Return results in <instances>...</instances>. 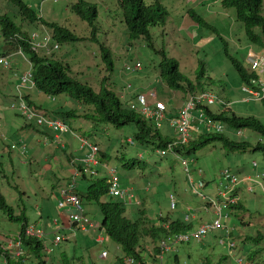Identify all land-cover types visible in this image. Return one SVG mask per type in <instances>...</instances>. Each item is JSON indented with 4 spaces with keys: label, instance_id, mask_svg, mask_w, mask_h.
Returning a JSON list of instances; mask_svg holds the SVG:
<instances>
[{
    "label": "rangeland",
    "instance_id": "1",
    "mask_svg": "<svg viewBox=\"0 0 264 264\" xmlns=\"http://www.w3.org/2000/svg\"><path fill=\"white\" fill-rule=\"evenodd\" d=\"M24 1L45 20L66 26L81 37L77 41L60 44L55 57L61 58L63 63L69 66V74L92 87L95 92H98L102 79L109 77L107 84L126 104L130 101L126 96L123 97L124 93H136L138 102V98L154 100V104L158 100L166 109L169 107L174 111L180 110L192 94L171 89L158 77V63L161 58L159 54L154 53V49L163 48L167 56L178 61L180 72L196 85L194 94L209 90L208 92L229 104L227 108L230 112L242 116H254L264 124V103H262L264 77L261 80L257 78L251 81L252 85L249 86L260 92L259 97L251 98L242 90L237 71L228 58L230 55L240 60L246 67L250 64L251 68H257L254 56L251 54L248 56L249 49L262 51L260 54H264V48L248 43L241 22L234 17V9L225 8V10L221 7L220 0H160L167 11L166 23L162 26L150 27L152 48H148L147 41L143 37L129 39L117 0H88L95 3L98 10L95 40L89 39L91 26L75 15L69 7L76 0ZM145 2L150 1L145 0ZM189 9L199 14L211 27H198L189 18L187 13ZM0 12H8L18 23L15 7L8 2L0 0ZM262 14L264 15V0ZM37 26L31 25L30 30L38 28ZM23 29L27 30L25 25ZM100 44L111 51L114 60V68L111 72L105 68ZM5 46L10 47L0 37V55ZM7 54L5 53V57ZM16 59L19 61L20 58L16 57ZM199 60L204 63L201 82L203 80L208 85L210 83L209 88L203 91L195 81ZM131 62H139L141 69L133 73L127 66ZM14 73H19L14 68V61L11 68L0 66V192L13 210V214L18 215L24 211L28 221L24 235L43 241L41 255L45 264H65V262L110 264L121 254L118 247L109 241L103 232L97 238L99 243L90 239H94L92 235L99 232L97 228L90 230L89 225H84L88 232L71 228L69 232H64L62 229L60 216L65 212L57 207L59 201L57 196L59 197V190L68 181L71 182L70 170L76 167L73 164H76V161L82 162L81 155L85 156L88 152L87 146L82 142L83 138L96 143L102 153L108 154L107 157L101 156L99 152L95 154L98 162L96 167L98 177H108L109 171L115 170L120 183L133 191L135 196L129 204L127 203V210L132 219L139 216L136 205L141 202L145 216L150 221L149 224L154 223V216L160 213L182 215L185 211L188 212V220L194 219L200 224L204 219L211 223L217 217V210L220 209L221 222L222 224L224 222V226L218 228L219 230H211L199 242L190 240L167 245L171 250L164 253L161 264H174L175 254L178 255L179 264H234L235 250L233 255H229L226 248L218 243L219 239L226 235L223 229L229 227L234 235L233 241L235 240L240 246L247 236H255L259 232L264 234V154L262 152L253 151L251 148L229 149L219 141H211L184 158H177L171 151L161 156L154 144L146 146L135 141L133 138L135 127L132 123L114 127L110 124H94L91 120L82 117L67 120L70 129L56 136L51 132L56 140L46 142V138L35 130L24 128L23 118L10 108L15 100ZM156 82L158 84H155ZM126 83L131 84V89L127 90ZM29 91L30 95L31 92L36 93L34 90ZM37 95L40 98L37 103L48 111L57 110L58 107L62 109L71 107L59 103L58 97L54 96L52 97L54 100H50L51 98L45 95ZM211 106L215 108L216 104ZM75 108L78 114L92 112V107L88 105L76 104ZM138 108H142V105H138ZM205 117L203 115L206 121ZM171 122L173 123V120ZM215 123L219 125L221 122ZM221 124L224 126L223 123ZM199 125L204 127L203 124ZM160 127L164 135L167 134L170 138L178 136L169 120L165 119ZM195 130L201 131L196 128ZM202 130L206 131L204 128ZM225 131L230 137L246 139L252 145L261 138L256 132L246 129L239 137L229 128ZM189 135L190 139H193L190 130ZM17 141L26 144L25 154L8 149L9 144ZM44 142L47 144H43ZM73 157L76 161L72 160ZM131 158L134 162L132 168L124 166L123 164ZM185 167L188 168L194 181L201 179L206 182L203 189L193 190L194 186L190 183ZM224 169L228 173L226 177L222 173ZM228 177L230 181L236 183L234 187L237 191L236 200L240 201L242 210L235 212L226 210L225 199L230 194L225 187L232 185ZM88 183L89 180L76 178V189L82 192ZM223 193L225 196L221 195ZM170 195L176 202L174 209L170 207ZM136 196L139 197L137 201L142 200L140 203L136 201ZM83 208L87 217L84 214L83 216L89 223L91 220L96 227L101 219L97 204L89 202ZM190 208L191 215L187 210ZM54 219L57 223H53ZM68 224L73 227L77 223H70L68 220L66 225ZM29 226L34 228L28 230L32 235L25 232ZM19 228L20 223L8 219L6 213L0 209V240L4 241L10 259L23 258L24 262L35 264V259H32L29 251L22 247ZM41 231L42 235L39 236ZM84 234L88 239L86 243H84ZM57 235L61 238L57 243H53L52 240ZM147 240L148 237H145V241ZM165 242L169 244V240ZM146 245V248L154 247V243L150 240ZM203 245L205 246L202 247ZM243 248L245 252L242 254L261 248L256 259L264 261V240L257 245L245 241ZM19 251L22 253L16 256L15 253ZM106 255L107 259H104ZM146 257L150 259L149 255Z\"/></svg>",
    "mask_w": 264,
    "mask_h": 264
},
{
    "label": "trees",
    "instance_id": "2",
    "mask_svg": "<svg viewBox=\"0 0 264 264\" xmlns=\"http://www.w3.org/2000/svg\"><path fill=\"white\" fill-rule=\"evenodd\" d=\"M4 1L15 7V16L19 21L16 23L8 12H0V37L3 42L10 46L3 47L2 54L10 53L11 51H19L21 54L25 55L27 61L31 65V77L35 88H33V90H35L34 92L42 96L45 95L47 98L52 96L58 97L59 103H62L63 106L71 105V107L66 109L58 107L57 110L51 112L43 109L41 104L37 103V100H40V98L33 100L30 94L27 93L23 97H17L16 95L17 100L20 97L22 99L25 98L28 105L40 110L44 116L48 118L53 116L58 117L68 126L69 124L67 120L78 117L91 120L94 124H110L114 127H120L132 123L135 127L133 138L136 142L146 146L154 144L155 148L159 149V151L166 150L168 145L171 144L173 145L172 151L179 155L180 158L195 153L200 147L205 146L211 141H219L229 149L238 148L245 150L251 148L253 151H260L264 154V124L254 116H242L235 112H230L227 108L229 104L218 97L213 104H209L207 100L198 101L193 111L195 112V116H197V113L199 112L205 115L206 122L212 121L215 123L216 121H219L223 123L225 128L219 123L222 125L221 131H214L210 127H203L206 131L202 130V132H197L195 130L197 120L195 119L189 125L193 139H189L187 142L182 143L177 141L175 137L170 138L167 134L164 135L161 131L160 125L165 119L170 120L174 118L176 111L171 108L169 109L168 107L165 111L166 118L161 119L160 121H157L154 116L141 113L136 108L138 106V101L136 99L137 94L125 93L126 98H128L130 102H127V104L124 103L114 89L110 88L107 84L106 81L109 77L102 79L98 92H95L92 87L81 83L74 76L69 74V66L64 64L61 58L55 57V53H57L56 49H53L54 52L52 53H46L43 50H36V47H34L32 43L31 34L38 31L39 35L36 40H40L44 34L47 33L50 35V39L55 41L58 45L77 41L81 39V37L77 36L66 26L60 25L57 22L45 20L24 0ZM148 1L150 2L146 3L145 0H117V3L129 39L143 37L147 41L148 48H152L150 27L162 26L165 24L167 11L160 0ZM262 3L263 0H220V5L224 9H234V17L241 22L248 43L264 48V15L262 14ZM69 7L75 15H77L82 21H85L88 26H91V37L89 39L95 40L96 20L98 17L96 4L91 3L88 0H76L74 3H71ZM187 13L189 18L196 23L198 27H211L192 9H189ZM23 25H25L27 30L23 29ZM31 25H38V28L30 30ZM100 49L105 68L111 72L114 68V60L111 57V51L108 47H105L102 44H100ZM261 52L262 51H260V53ZM154 53L159 54L161 58L158 63V77H160L169 88L180 90L184 93H195L196 85L189 79V77L180 72L178 68L179 63L175 58L167 56L163 48L159 50L154 49ZM228 56L229 61L237 71L238 77L243 85H252V80L264 77L262 73L259 72V69L251 68L249 63H247L249 64V67H246L245 65H242L241 61L237 58L230 55ZM128 66L132 69L133 73L138 72L141 69V64L139 62H131ZM203 74L204 63L199 60L195 81L202 91L208 89L210 86V83L208 85L203 80L201 82ZM155 84H158V82ZM128 85L131 89V84ZM126 98L125 101H127ZM262 103H264V99L262 100ZM76 104L80 106H91L92 112L78 114V110L75 108ZM214 104H216L215 108L211 106ZM14 112L21 116L20 111L17 109H14ZM21 117L24 120V128L35 130L40 136L46 138V142L54 140L53 134L51 133L53 130L49 131L46 127L38 126L32 123L30 119L23 116ZM227 128L234 133L240 131L241 135L236 134L238 137L242 136L243 130L246 129L256 132L261 138L252 145L246 139L239 140L230 137L225 131ZM46 142L43 144H47ZM8 149L11 151L10 145H8ZM99 153L103 157L108 156L107 153H102L100 149ZM74 160L76 161L75 158ZM75 163L76 164L73 165L76 166V168L82 166L80 162L76 161ZM123 165L132 168L134 165L133 158ZM80 178L89 180L84 191L79 192L76 189V193L80 197L81 203L84 206L86 203L95 202L101 213V219L97 224V230L100 233L103 232V234L106 235L112 243L119 247L123 253L130 255L137 260H146V256H148L149 253H147L145 244L148 240L154 243V247L152 248V252H154L152 255H156L160 252L159 247L156 246V243H159L160 239L167 240V238L172 237V235L176 233L188 232L194 228L193 221L183 220L181 216L172 215V213L170 215L161 214L157 217V222L149 224L150 221L145 216V209L142 207V202L140 203L142 200L140 199L139 203L141 205H136L139 216L132 219V217H130V212L127 210L126 203L120 199H113L108 196L106 176H82ZM236 192L237 191L234 188L231 196L236 197ZM0 209L6 213L8 219L20 223L18 234L22 240V247L29 251L32 259H35V264H45V260L41 255L44 246L43 241L24 235L25 226L28 224L24 211H21L18 215L15 213L13 214V210L6 202V199L1 192ZM242 209L239 200L234 201V203H226L227 212H235L236 210ZM165 222H168L167 228L162 225V223ZM145 237H148L147 241H145ZM262 240H264V234L259 232L255 236H247L243 242L250 241L257 245ZM2 251L12 264H32L31 262H24L23 258L14 257L13 259H10V255L7 250L4 249L3 244L0 241V253ZM260 251L261 248L249 252L247 251L244 256H246V260H252L258 258L257 255ZM118 260L120 263V259ZM173 261L174 264H179L178 255L175 254L173 256ZM65 264H68V262H65ZM234 264L236 263L234 262Z\"/></svg>",
    "mask_w": 264,
    "mask_h": 264
},
{
    "label": "built area",
    "instance_id": "3",
    "mask_svg": "<svg viewBox=\"0 0 264 264\" xmlns=\"http://www.w3.org/2000/svg\"><path fill=\"white\" fill-rule=\"evenodd\" d=\"M38 33L37 32H33L31 34V38H32V43L34 45V47L36 48H40V47H44L45 44L48 42L50 35H48L47 33L44 34V36L42 37V39H38ZM56 46V45H55ZM263 64L262 58H260L256 65L258 66L257 68H259V72L263 73L264 72V68L263 67H259L260 65ZM262 78V77H261ZM261 78H259V80H261ZM21 81L22 82H26V81H30V74L29 72H26L25 75H23L21 77ZM253 82V80H252ZM242 90L246 93H248L251 98H256L260 96V92L256 89H254L252 86L249 85H244L242 86ZM262 91L264 93V88H262ZM200 93V94H199ZM197 93L198 95H194L191 96L185 103L184 105L181 107L180 110H178V117H176L173 120V127L175 128L177 134H178V138L181 142H185L188 137H189V125L193 120H197V122L199 124H203L206 128L210 127L212 130L214 131H221L222 130V125L221 124H216V123H210V122H206L203 119V114L201 112H199L197 114V116L192 114V111L195 109L196 107V103L198 101L201 100H207V102L209 104H213L214 102H216L217 97L208 91H204V92H199ZM139 103L138 105H142V108H138V106L136 107L141 113L149 115V116H154V118L157 121H160L163 117V108L164 105L161 102H157L156 104L153 101H150V99H146L144 98H138ZM134 106V105H132ZM16 109L18 111H20V114L25 116L26 118L32 120H35V123L37 125H44L47 129L49 130H53V132L56 135H59V133L62 132H66L68 131V127L65 123H63L61 120L59 119H47L45 117H43L41 114L36 113L35 111H33L31 108H29L27 106V104L24 102V100L20 97L18 99V103L16 104ZM197 124L196 129H200L202 127H200V125ZM238 135H241L240 131H237ZM54 140H56V138L54 137ZM83 143L85 145H87V151L85 153V156L82 158V167L80 170H78L77 168L73 169L72 175H71V182H68L63 188L60 189L59 191V197L57 196V207L59 209H61L62 211H64L68 217V220L70 223H77L82 229H85L83 226L84 225H89L88 227L92 226V222L90 220H87V218H85L83 216L84 213V208L80 202V198L78 196V194L74 191L75 189V182H76V178L78 177H95L98 175L97 172V165L98 162L95 159V154L98 151V147L95 144L92 143H87L86 141H83ZM13 147V146H12ZM14 148H16L20 154H25V150L26 147L24 144L20 143V144H14ZM173 149V145H168V148L166 150H160L159 153L160 155H164L167 151H172ZM174 155L177 157V154L174 153ZM184 164L186 165V161L184 160ZM186 169V173L189 175L190 177V183L193 187V190L195 191H199V188H203L204 182L200 179H197L196 181H194L192 179V176L189 174V170L187 167H185ZM200 171V170H198ZM223 174H225V177L228 176L227 170L224 169L222 171ZM233 177V176H231ZM229 179V177L227 178ZM230 181V179H229ZM107 185H108V196H110L113 199H120L123 202H129L131 199L134 198V193L133 191L128 188L123 186L120 183L119 178L117 177V175L115 174V170H110L109 171V175L107 177ZM232 182V185H226L225 189H228L227 191L230 193H232V190L235 187L236 183H233L234 181H230ZM222 196H225V193L221 194ZM232 198L236 199L234 196L229 195L225 200L233 203L235 200H233ZM137 201V200H136ZM139 203V201H137ZM175 203L173 198H171V207L174 208ZM86 216V215H85ZM87 217V216H86ZM221 217L222 214L220 213V209L217 210V217L214 218V220L206 225H201L191 231L188 232H183V233H176L174 235H172V237L167 238V240H169V244H167L165 242V239H162L159 242V254L154 258V260H145V261H140L135 259L134 257L127 255V254H122L121 256V261L123 264H161L162 260L164 258V253L168 252L170 249L169 246H171V243L177 242H188L190 240L199 242L208 232H210L213 229H218L221 226H224L221 222ZM187 219V217H185V220ZM53 223H57V220H53ZM29 229H34L32 226H29L26 228V234L32 235L31 233H29ZM225 231L226 234V238L225 241H222L225 246L226 249L228 251L229 255H233V251L235 248V242L232 239H229V230L225 227L223 229ZM42 235V231L39 234V236ZM60 236L57 235L53 238L52 242L53 243H57L60 240ZM169 245V246H167ZM6 249V247H5ZM119 250V248H118ZM8 252V250H7ZM22 253V251L16 252L15 255H20ZM9 254V253H8ZM242 257H237L236 258V262L239 263ZM246 264H264V262L262 261H254V260H245ZM0 264H12L10 263L6 256L3 254V252L0 254Z\"/></svg>",
    "mask_w": 264,
    "mask_h": 264
},
{
    "label": "clouds",
    "instance_id": "4",
    "mask_svg": "<svg viewBox=\"0 0 264 264\" xmlns=\"http://www.w3.org/2000/svg\"><path fill=\"white\" fill-rule=\"evenodd\" d=\"M44 28V27H43ZM46 29V28H45ZM35 32H37L38 34H39V32L38 31H35ZM49 35V34H48ZM56 45V46H55ZM43 48H45V49H43ZM59 48V45L55 42V41H52L50 38H49V40H48V42L45 44V46L44 47H40V48H36V50H43V51H45L46 53H52V52H54L53 51V49H58ZM253 55L254 56V59L256 60V61H258L260 58H262V61H263V64H262V67L264 68V54H260V52H256L255 50H252V48L251 49H249V52H248V56L249 55ZM0 56H4V58L3 59H1L0 60V66H3V67H9V68H11V66H12V63H13V61H14V68H15V64H17L18 66V68L17 69H15L16 71H19V73L18 74H16V73H14V76L16 77V83L14 84L15 86V88H16V90H15V88H14V93H15V95H14V109H16V104L18 103V100L16 99V95H17V97L18 96H24L25 94H26V92L27 91H29V90H33V88H34V86H33V81H32V74H31V65L29 64V62L27 61V58H26V56L25 55H23V54H21L19 51H16V52H14V51H11L10 53H8L7 54V56L5 57V54H1ZM16 57H19L20 59H19V61L16 59ZM11 59H13V61L11 60ZM21 62L22 63H24V65H22L21 64ZM21 65H22V67H21ZM128 66V65H127ZM253 66V65H252ZM254 68V67H253ZM254 69H258V68H254ZM264 70V69H263ZM26 72H29V74H30V81H26V82H22L21 81V77L23 76V75H25V73ZM262 75L264 76V72L262 73ZM129 85L127 84V90L128 89H130L129 87H128ZM242 86H244L243 84H242ZM35 89V88H34ZM26 90V91H25ZM35 91V90H34ZM35 94V93H34ZM197 94V93H196ZM138 95V94H137ZM195 94L193 93L192 94V96H194ZM53 97V96H52ZM52 97H50L51 99L50 100H54V99H52ZM123 97H125V93H124V95H123ZM38 98H39V96H38ZM42 98V97H41ZM24 100V102L27 104V102H26V100H25V98L23 99ZM16 101H17V103H16ZM139 103V102H138ZM66 104V103H65ZM154 104V103H153ZM27 106L29 107V108H31L33 111H35L36 113H38V114H41L43 117H45V118H47V119H54V118H56V119H59V120H61L60 118H58V117H51V118H48V117H46V116H44L43 114H42V112L40 111V110H38V109H35L34 107H32V106H30V105H28L27 104ZM11 109H13V108H11ZM13 109V110H14ZM21 115V114H20ZM21 116H23V115H21ZM23 117H25V116H23ZM26 118V117H25ZM32 121V123H34V124H36L35 123V120L34 119H32L31 120ZM62 122H63V120H61ZM64 123V122H63ZM210 123H212V122H210ZM66 124V123H65ZM37 125V124H36ZM67 125V124H66ZM38 126H42V127H45L44 125H38ZM67 127H68V130L70 129L69 128V126L67 125ZM205 127V126H204ZM202 129H203V127L202 128H200L199 130H201L202 131ZM49 130V129H48ZM49 131H51V130H49ZM54 133V132H53ZM83 141H86L87 143H90L87 139H84L83 138V140H82V142ZM131 141V140H130ZM20 143H22V144H24L25 145V147H26V144L23 142V141H17V142H14V144H20ZM14 144H9L10 145V148H11V150L13 151V150H17L16 148H14ZM92 144H95V145H97L96 143H92ZM13 146V147H12ZM87 146V145H86ZM98 147V146H97ZM18 151V150H17ZM26 151H27V147H26V150H25V153H26ZM19 152V151H18ZM99 152V149H98V151H97V153ZM167 153V152H166ZM165 153V154H166ZM174 153V152H173ZM164 154V155H165ZM164 155H161V156H164ZM83 157H84V155H83ZM83 157H81V160H82V158ZM177 158H180V156L179 155H177ZM80 164L82 165V163L80 162ZM74 168H76V167H74ZM73 168V169H74ZM73 169H72V171H71V173H70V179H71V175H72V172H73ZM78 169V168H77ZM98 172V171H97ZM97 176H99V175H97ZM78 178H80V177H78ZM107 178V177H106ZM69 182V181H68ZM64 187V186H63ZM62 187V188H63ZM75 189H76V182H75ZM60 191V190H59ZM137 200V199H136ZM138 205V204H137ZM92 222V221H91ZM1 241V243L3 244V247H4V249H5V243H4V241H2V240H0ZM7 250V249H6ZM3 252V251H2ZM1 252V253H2ZM0 253V254H1ZM7 258V257H6ZM8 260V259H7ZM9 261V260H8ZM10 262V261H9ZM11 263V262H10Z\"/></svg>",
    "mask_w": 264,
    "mask_h": 264
},
{
    "label": "crops",
    "instance_id": "5",
    "mask_svg": "<svg viewBox=\"0 0 264 264\" xmlns=\"http://www.w3.org/2000/svg\"><path fill=\"white\" fill-rule=\"evenodd\" d=\"M22 64V63H21ZM18 65L17 64H15V69H17L18 67H17ZM21 67H22V65H21ZM15 83H16V80H15ZM15 86V85H14ZM15 90H16V88H15ZM26 91V90H25ZM27 94H29L30 93V91H27L26 92ZM31 98L33 99V100H37L38 99V95H36V94H34L33 92H31ZM167 110V109H166ZM89 141V140H88ZM90 142V141H89ZM90 143H92V142H90ZM84 154V153H83ZM81 157H83V155H81ZM80 157V158H81ZM73 160H74V158H73ZM101 161V160H100ZM100 161H99V163H100ZM77 162H79V161H77ZM74 167H72V169H73ZM71 171L72 170H70V173H71ZM205 182V181H204ZM205 184H206V182H205ZM135 196V195H134ZM137 198H139V197H137L136 196V199ZM236 199H237V196H236ZM141 200V199H140ZM124 203H126V205H128L129 204V202H124ZM128 203V204H127ZM170 205H171V203H170ZM171 207V206H170ZM171 209H174V208H172L171 207ZM188 211H189V214L191 215V208L190 209H187ZM192 212H194V210H192ZM186 214H188V212L186 213V211L184 212V213H182V215L180 214L179 216H181L182 218H183V220H184V218H185V216H186ZM161 215V213L159 214V215H155L154 216V219H155V222H157L156 220H157V217L158 216H160ZM192 216H193V214H192ZM60 220L62 221L61 222V224L63 225V230H64V232L65 231H67V232H69L71 229H73V230H80V231H82V232H88V229H92V228H97V226L95 227L94 226V224H93V222H92V225L93 226H91V227H88V229H82L78 224H75L73 227H70V225L68 224V225H66V223H67V221H68V219H67V215L64 213V215H62V216H60ZM190 220H192L193 221V225H194V228L193 229H195L198 225H200V224H204V223H209V222H207V221H209V220H204V219H202V223H200V224H198L197 222H195L194 221V219H190ZM190 220H187V221H190ZM45 223V225H48L47 224V222H44ZM223 224H224V222H223ZM162 225L164 226V227H166L167 228V226H168V222H165V223H162ZM226 226V225H225ZM64 227H66V228H64ZM228 227V226H227ZM71 228V229H70ZM94 229V230H95ZM98 229V228H97ZM219 230V229H218ZM228 230H229V236H230V238L229 239H234V235H233V233H232V231L229 229V227H228ZM181 233V232H180ZM216 235H218L217 233H215ZM84 236H85V238H84V243H86L87 241H88V239H87V235L86 234H84ZM92 236H94V239H92V238H90L91 240H93L94 242H97V243H99V239L97 240V238H98V236H101L100 235V232H98V233H95L94 235H92ZM101 239H103V238H101ZM225 239H228V238H226V235H225V237L224 238H222V239H219V241H218V243L219 244H221L222 246H224L225 248H226V246H225V244L222 242V241H225ZM162 239H160L159 240V242L161 241ZM110 241V240H109ZM235 241V240H234ZM189 242V241H188ZM180 243H182V242H180ZM245 243V242H244ZM244 243H242L241 244V246L235 241V248H234V250H235V253H236V256H238V257H245L246 258V256H244L243 254H242V252H245L244 251ZM178 244V243H177ZM238 245H239V247H238ZM145 246H147L146 244H145ZM156 246L157 247H159V243L157 242L156 243ZM205 245H203L202 247H204ZM119 248V247H118ZM120 251H121V249H119ZM146 250H147V253H149L148 255H149V257H150V259H148V258H146L147 260H154V258L159 254V253H157L156 255H152V253L154 252H152V246H150V247H147L146 248ZM227 250V249H226ZM122 254H125V253H123L122 251H121V254L119 255V256H116V258H117V260H115V259H113L112 260V262L110 263V264H123L122 263V261H121V256H122ZM177 255V254H176ZM228 255V254H227ZM229 256V255H228ZM231 257V256H230ZM231 258H233V257H231ZM104 259H107V255H106V257L104 258ZM118 259H120V263H119V260ZM252 260H254V261H259L258 259H252ZM249 261H251V260H249ZM262 262H264V261H262ZM237 264V263H236Z\"/></svg>",
    "mask_w": 264,
    "mask_h": 264
},
{
    "label": "bare ground",
    "instance_id": "6",
    "mask_svg": "<svg viewBox=\"0 0 264 264\" xmlns=\"http://www.w3.org/2000/svg\"><path fill=\"white\" fill-rule=\"evenodd\" d=\"M4 58V56H0V60L1 59H3ZM190 98V97H189ZM189 98H187V100L189 99ZM156 102H159L158 100L156 101ZM164 105V104H163ZM182 107V106H181ZM10 108H13L14 109V103H12L11 104V106H10ZM138 110V109H137ZM139 111V110H138ZM165 111H166V108H163V117H162V119H165L166 118V115H165ZM195 112L194 111H192V114L193 115H195L194 114ZM198 114V113H197ZM176 117H178V111H176V115H175V117L174 118H172V119H170L169 121H170V123H171V120H174ZM171 125H172V123H171ZM173 126V125H172ZM196 126H197V124L195 125V128H196ZM173 130L176 132V130H175V128L173 127ZM190 130V129H189ZM177 133V132H176ZM191 137H190V135H189V137H188V139L185 141V142H187L189 139H190ZM175 139L177 140V141H180L179 140V138H178V136L177 137H175ZM181 142V141H180ZM185 142H182V143H185ZM201 180V179H200ZM203 181V180H202ZM204 182V181H203ZM204 185H205V182H204ZM204 185H203V188H204ZM202 188V189H203ZM230 195H231V193H230ZM170 198H173V196H171L170 195ZM236 198V197H235ZM173 200H174V198H173ZM236 200V199H235ZM226 203L228 202V201H225ZM174 203H176L175 202V200H174ZM234 203V202H233ZM185 217H187V219H186V221L189 219V215L188 214H186V216ZM185 219V218H184ZM202 225H206V224H202ZM201 226V225H200ZM199 227V226H198ZM228 229V228H227ZM225 232V231H224ZM230 233V232H229ZM8 256V255H7ZM238 256H236V258H237ZM236 258H235V261H236ZM245 260H246V258L245 257H242L241 258V260H240V262L239 263H237V264H246L245 263Z\"/></svg>",
    "mask_w": 264,
    "mask_h": 264
}]
</instances>
